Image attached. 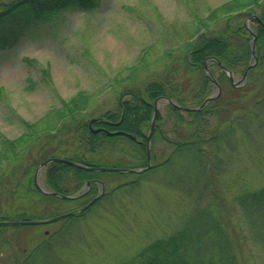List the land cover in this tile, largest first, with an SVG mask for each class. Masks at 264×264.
I'll return each instance as SVG.
<instances>
[{"label": "rangeland", "instance_id": "obj_1", "mask_svg": "<svg viewBox=\"0 0 264 264\" xmlns=\"http://www.w3.org/2000/svg\"><path fill=\"white\" fill-rule=\"evenodd\" d=\"M225 1L102 0L100 8L94 12L69 9L52 21L34 26L17 42L0 49V87L4 90L3 97H0V131L8 138H15L24 131L15 114L35 122L49 109L59 106L61 99H67L80 89L92 94L88 106L90 116L100 117L105 111L115 108L123 89L138 87L143 82L141 80L155 77L158 72L164 73L160 60L162 53L173 46H183L203 33L205 28L199 24V19L207 15L209 8ZM232 23L235 24V20ZM244 24L249 33L253 31L249 19ZM254 38L252 36L248 41L253 59ZM24 56L36 61L28 64L22 59ZM141 56H146L149 62L148 71L140 72L129 81H112L116 76H127L129 71L126 69L140 63ZM46 63L50 65L51 82L41 80L40 70ZM179 66H175L177 82L180 86L182 84V90L192 94L201 85L199 74ZM27 76L35 82L32 89L26 88ZM233 81L236 82L234 86L243 87L246 78L236 74ZM230 83V80L220 83L225 98L231 92ZM216 92L217 86L212 84L210 94ZM189 99L186 103L192 105L193 101ZM155 105L161 112V119H155L161 135L155 137L151 148L155 160L160 162L174 149V141L188 136L191 126L178 121L174 129L173 116L166 115L164 111L167 105L164 97H158ZM182 115L188 119L187 115ZM238 116L240 113L237 111L230 115L217 112L202 122L205 129H211L209 134L213 132L211 127L221 130L224 119L233 117L235 122L229 136L221 140L220 170L216 165L213 168L212 164L208 168L194 166L196 170L208 169L209 179L206 180L204 174L195 182L189 178L191 171L185 172L177 160L166 167L149 168V172L140 170L141 174L145 172L139 175L138 185L126 193H123L126 188H122L106 198L101 197L98 204L95 205L97 201L92 204L93 207L81 218L6 228L1 233L0 264L18 263L25 252L45 236V232L48 235L57 231L59 238L51 241L52 247L42 249L31 263L115 264L131 257L153 239L181 229L207 205H213L226 223L237 262L264 264V253L247 239L245 218L234 200L243 186L264 184V121L251 115L241 116L237 121ZM123 148L131 155L136 154L135 150L142 152V147L126 140ZM36 151L33 146V158H38ZM67 155V152H62L55 157ZM118 158L119 162H115L119 167L134 164V159L126 155ZM155 160L152 164L157 163ZM105 165L109 166V163ZM187 168H191L190 164ZM34 171L39 186L47 188L44 168L37 171L35 168ZM102 176L99 182L107 184L108 189L133 178L130 174L117 176L116 173ZM88 188L84 183L77 193ZM101 188L102 185H97L91 192L99 193ZM3 196L0 208L9 219H19L18 212L10 207L13 204L11 195L5 192ZM90 198L88 194L84 200ZM6 201L8 204L3 206ZM30 202L22 209L34 219L66 213L70 208L76 210V203L63 198H57L47 206H35L36 200L30 206ZM62 228L66 229L59 231Z\"/></svg>", "mask_w": 264, "mask_h": 264}, {"label": "trees", "instance_id": "obj_2", "mask_svg": "<svg viewBox=\"0 0 264 264\" xmlns=\"http://www.w3.org/2000/svg\"><path fill=\"white\" fill-rule=\"evenodd\" d=\"M101 2L102 0H1L0 49L17 42L34 26L54 20L62 11L75 9L94 12L100 8ZM246 19L250 20L252 32L255 33L253 41L255 62L252 47L248 44L253 35H250L252 32L249 33L248 27L244 24ZM233 20L235 24L232 23ZM199 24L205 28V31L199 33L193 41H187L183 46H173L162 53L160 60H162L164 73L158 72L155 77L149 76L141 80L143 82L138 87L127 86L128 88L120 92L115 108L105 111L101 117H97L91 123L88 106L92 94L83 89L76 91L67 99H61L59 106L49 109L35 122L27 121L13 113L24 131L15 138H8L0 131V206L1 198H5L3 193L6 192L11 195L13 204L10 207L18 212L19 219H34L27 215V210L22 209L31 199L30 206L34 200L37 201L35 206H47L57 198L61 199L52 193L39 191L35 187L33 171L41 161L62 152L68 154V157L64 158L75 161L81 166L51 161L43 167L44 184L51 191L70 195L72 192L77 193L84 183L90 181L87 189L89 192L87 190L84 193L81 192L82 194L79 192L72 199L63 198L76 203L74 209L82 207L96 196L98 192L91 191L100 184H103V192L95 205L101 197L106 198L119 189L126 188L123 193L128 192L138 185L139 177H141L139 175L145 171L141 174L138 171L90 170L88 167L107 166L106 163H109L107 167H119L116 162H119L118 157L121 155L134 159V164L119 168L146 166V135L150 129L155 99L162 96L172 99L179 106H199L210 95L212 88V81L206 74L205 65L219 84L223 81L229 82L225 70H229L232 75L240 76L247 70L245 86L230 85L231 92L226 98L224 97L226 94L220 91L201 109L182 110L177 105L167 103L164 111L166 115L173 116L174 129L179 121L189 124L191 130L187 137L174 141V149L160 162L155 160V153L151 148V160L157 163L149 168L166 167L177 160L181 162L185 172L191 171L192 176L189 178H193L195 182H198V179H201L200 176L204 174L206 180L210 178V175L206 173L208 169L196 170L194 166L208 168L212 164L213 168L216 165V168L220 170L221 140L229 136L235 122L233 117L224 119L222 129L218 131L216 127H211L213 132L209 134L211 129H205V125L202 124L204 119L217 112L230 115L232 111H237L240 113L237 121L241 116L247 115L264 121V117L261 116L264 114V0H227L209 8L207 15L199 19ZM141 57L140 63L126 69L129 71L127 76H116L112 81L115 83L129 81L137 74L140 75V72L148 71L149 62L146 56ZM22 59L28 64L36 61L26 56ZM176 65L183 66L190 73L199 74L201 85L195 88L192 94L182 90V84L180 86L177 82ZM40 71L42 81H52L48 63L41 67ZM120 72L122 71L118 73ZM26 81L27 89L34 88L35 82L30 76H27ZM3 93L4 90L0 87L1 98ZM189 97V100L193 101L192 105L186 103ZM10 110L13 111L11 107ZM160 113V109H157L155 118L157 121L161 119ZM183 113L188 116L187 120L184 119ZM100 118L103 119L100 121ZM155 124L151 134V146L155 137L161 135L160 127H157L158 123ZM99 126L109 131L121 130L131 136H111L103 131L92 130L93 127ZM125 140L139 148L142 147V152L135 150L134 155L127 153L123 148ZM33 146L37 148L38 158L32 157ZM189 164L191 168H187ZM149 168L146 172H149ZM111 173H116L117 176L130 174L133 178L108 189L107 184L101 181L100 183L99 180H101L100 176ZM119 177L124 180L122 176ZM88 194L91 198L84 200ZM234 200L245 218L247 239L258 245L264 253V184L259 187L243 186L235 194ZM6 203L7 201L3 206L8 204ZM92 207L93 205L83 212L65 216L63 219L81 218ZM3 210L0 208V221L10 220ZM70 211H72L71 208ZM192 217L191 221L181 229L153 239L131 257L115 264H241L237 262L232 252L233 241L227 231L226 223L213 205L202 207ZM19 226L24 225H0V239L1 233L6 228ZM65 229L62 228L59 231ZM44 235L16 264H33L31 262L41 254L42 249L48 247L50 249L52 247L50 244H53L51 241L59 238L58 231L48 235L45 232Z\"/></svg>", "mask_w": 264, "mask_h": 264}, {"label": "water", "instance_id": "obj_3", "mask_svg": "<svg viewBox=\"0 0 264 264\" xmlns=\"http://www.w3.org/2000/svg\"><path fill=\"white\" fill-rule=\"evenodd\" d=\"M254 59H256V57L254 56ZM207 69V67H205ZM246 73L247 71L244 72L243 76L241 78H245L246 77ZM207 74L208 76L211 78V80L213 81V83L217 86V92L215 94H212L210 96H208L204 101L203 103L197 107L198 108H202L205 103L207 101H209L210 99H212L213 97L217 96L220 92V86L217 82V80L211 76V74L209 73V71H207ZM228 76L231 80V83L234 85L236 84V82H238V80L236 82L233 81V76L231 74V72H228ZM168 102L170 103H173V104H176L173 100L171 99H167ZM181 109H188L187 107H181ZM155 112H156V107L154 108V114H153V118H152V121H151V129H150V132L148 133L147 135V167H149L151 165L150 163V150H149V140H150V135H151V132H152V129L154 127V118H155ZM95 131L96 130H103L106 134H124V135H127L129 136L128 133H125L123 131H107V130H104L102 128H97V129H94ZM51 161H61V162H64V163H69V164H72V165H76V166H81V164L79 163H76L70 159H65V158H59V157H50V158H47L43 161H41L39 163V165L37 166V169L36 171L45 166L47 163L51 162ZM90 170H105V171H132V170H135V169H124V168H116V167H106V166H99V167H95V166H90L88 167ZM141 170V169H140ZM34 182H35V187L41 191V192H44V193H52L56 196H59V197H62V198H67V199H71V198H74L76 197V195H63V194H59L55 191H51L49 189H46V188H42L39 186L38 182H37V179H36V172L34 174ZM100 196V193L97 194L93 199H91L86 205H84L83 207L77 209L76 211H70V212H67V213H62V214H59V215H56V216H53V217H50V218H47V219H23V220H4V221H0V225H23V224H44V223H48V222H52V221H55V220H58L64 216H68V215H71V214H74L76 212H82L84 211L86 208H88L91 204H93L95 202V200Z\"/></svg>", "mask_w": 264, "mask_h": 264}]
</instances>
